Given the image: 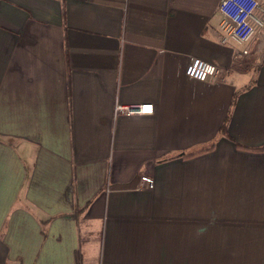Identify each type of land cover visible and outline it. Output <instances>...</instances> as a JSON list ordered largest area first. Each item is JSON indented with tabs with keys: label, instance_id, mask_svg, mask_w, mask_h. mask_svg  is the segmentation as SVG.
Masks as SVG:
<instances>
[{
	"label": "crops",
	"instance_id": "crops-1",
	"mask_svg": "<svg viewBox=\"0 0 264 264\" xmlns=\"http://www.w3.org/2000/svg\"><path fill=\"white\" fill-rule=\"evenodd\" d=\"M220 2L0 0V264H264V33Z\"/></svg>",
	"mask_w": 264,
	"mask_h": 264
},
{
	"label": "built area",
	"instance_id": "built-area-1",
	"mask_svg": "<svg viewBox=\"0 0 264 264\" xmlns=\"http://www.w3.org/2000/svg\"><path fill=\"white\" fill-rule=\"evenodd\" d=\"M219 12V27L224 33V42L231 39L238 43H247L264 28V6L260 0H221ZM218 71L219 68L214 62L202 58H193L186 68L188 76L199 80L213 77ZM153 112V103H118L115 108L116 116ZM141 181L150 188L155 185L154 177L147 174L141 175Z\"/></svg>",
	"mask_w": 264,
	"mask_h": 264
},
{
	"label": "trees",
	"instance_id": "trees-1",
	"mask_svg": "<svg viewBox=\"0 0 264 264\" xmlns=\"http://www.w3.org/2000/svg\"><path fill=\"white\" fill-rule=\"evenodd\" d=\"M239 147L241 148H245V149H251V150H256V151H264V145L263 146H259V147H247V146H243L242 144H238ZM214 148V144H211L210 146H205V147H201V148H198L194 151H191L187 154H185L184 156L186 157H189V156H193V155H196V154H199V153H202L204 151H209V150H212Z\"/></svg>",
	"mask_w": 264,
	"mask_h": 264
},
{
	"label": "rangeland",
	"instance_id": "rangeland-1",
	"mask_svg": "<svg viewBox=\"0 0 264 264\" xmlns=\"http://www.w3.org/2000/svg\"><path fill=\"white\" fill-rule=\"evenodd\" d=\"M260 32H263L264 33V28Z\"/></svg>",
	"mask_w": 264,
	"mask_h": 264
}]
</instances>
